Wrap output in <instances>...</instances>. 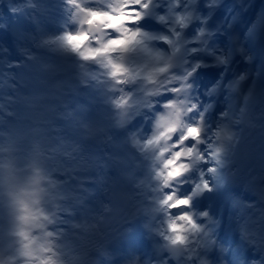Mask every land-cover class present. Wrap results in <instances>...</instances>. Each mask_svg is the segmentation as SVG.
Instances as JSON below:
<instances>
[{"label":"bare ground","instance_id":"6f19581e","mask_svg":"<svg viewBox=\"0 0 264 264\" xmlns=\"http://www.w3.org/2000/svg\"><path fill=\"white\" fill-rule=\"evenodd\" d=\"M63 1L0 0V264H101L105 253L110 257L107 264H121L114 255L120 250L121 233L134 215L137 200L147 190L155 198V201L147 203L151 211L145 228L151 237L149 246L157 249L155 254L158 256L165 254L167 264L175 260L179 264L192 263L189 259L183 261L182 254L189 249L188 255L192 256L194 248L199 251L200 257L192 264H203L204 261L206 264H264V193L254 188L259 189L258 177L243 178L244 190L240 192L243 202H240L234 214L225 210V220L221 219L222 210L218 208V193L206 191L202 186L203 181L198 184L199 178H193L191 172L172 183L159 180L149 170L150 165L146 164L143 169L133 166L140 156H136L124 142L116 151L117 156L122 157L121 163L115 166L116 163L106 159V168L97 176L104 183L110 182L105 186L106 193L101 190L95 192L94 182L75 181L69 184L70 176L75 171L80 177L94 176L93 165L95 158L99 157L94 144L101 140L100 132L95 133V129L109 127L103 121L90 120L91 117L100 118L93 116L95 112L88 111L90 106L101 102L103 104L97 106L105 114L101 119L111 122L120 119L121 114L111 101L121 98L120 102L127 105L142 99L145 91L151 87L148 81L155 75L151 70L163 61L165 55L161 56L154 49L153 55L140 54L130 58L124 50L126 43L122 45L121 37H118L120 47L110 48L115 57L103 63V66L110 67V71L92 69L90 48L86 46L77 53V42L63 35L69 30L85 31L82 24L94 8L85 6L84 0H69L67 4ZM28 8L31 10L28 11ZM240 16L247 20L246 15L240 13ZM251 25L252 20L236 44L243 49L239 56L238 53L232 56L236 69L254 40ZM19 26L24 28V32L15 41ZM155 27L150 23L146 30L153 33ZM257 31L260 29L257 28ZM122 32L123 36H127L125 31ZM51 37L55 38L49 39ZM23 53L28 55L29 62L23 58ZM15 60L24 64V81L20 84L19 80L15 83L10 76V67ZM126 60H140L145 65L137 70V76L142 77L138 85L135 82L127 85L121 79L120 68ZM112 76L120 81L115 82ZM90 78L95 81L87 82ZM85 82V89L80 90L79 85ZM19 85L27 86V89ZM104 87H107L105 91ZM4 101L7 102L2 107L1 102ZM199 111L205 114L202 109ZM10 114L14 115L13 119L8 117ZM70 115L75 119L67 121ZM82 120H90L92 127L88 128L91 132L85 127L81 128L84 125ZM258 120L260 123L264 121V111ZM106 131L116 140L121 137L117 129ZM259 141L264 142V137H260ZM144 147L150 148L149 143ZM233 153L236 154L235 150ZM64 154L78 158L69 160L63 158ZM144 155L155 156L151 153ZM168 156L173 158L179 155ZM232 157L235 167L225 174L226 177L251 172L248 166L244 168L241 160L250 155ZM84 158L87 159L85 163ZM63 160H66L65 164ZM182 162L192 171L205 164V161H196L191 156L178 160L177 165ZM151 166L162 172L155 161ZM258 167L262 168L261 165ZM186 177L196 184L190 186ZM254 179L252 183L250 180ZM137 182L140 185H136ZM176 183L184 184L177 186ZM172 185L176 192L180 191V196L188 198L194 206L189 210L183 209L179 214H172L170 209L163 208L158 216L161 209L157 206L159 201L175 194L165 191ZM160 189L164 191L163 194L158 192ZM205 193L208 194L205 196ZM242 198L239 197V200ZM102 201L106 206L102 207ZM63 208L74 212L71 219L60 214ZM201 208H204L203 212H208L207 217L203 216ZM44 213L46 215L41 216ZM185 213L191 217V221L183 218ZM83 221L86 228L81 233L69 223L80 224ZM221 225L224 226V234L216 237V230ZM172 227L175 232L168 236V229ZM157 232L163 233L161 240L154 237ZM175 237H182L183 245L175 244ZM185 237H189V241H185ZM245 239H249V245H243ZM214 245L219 247V253L210 257L206 251ZM134 252L145 256L144 264H151L156 259V255H150L146 248H137ZM124 262L131 263V259Z\"/></svg>","mask_w":264,"mask_h":264},{"label":"snow or ice","instance_id":"6c2138e0","mask_svg":"<svg viewBox=\"0 0 264 264\" xmlns=\"http://www.w3.org/2000/svg\"><path fill=\"white\" fill-rule=\"evenodd\" d=\"M136 8L135 12L138 13L139 12V7L138 6H134ZM11 11V10H10ZM109 14L108 13H100V12H90L89 13V19L86 21V23H89V25H94L100 22H103L104 18L107 17ZM130 23H138V20H131L129 21ZM109 29H111L113 27V25H108ZM74 37H66V39H73Z\"/></svg>","mask_w":264,"mask_h":264},{"label":"clouds","instance_id":"9594fccd","mask_svg":"<svg viewBox=\"0 0 264 264\" xmlns=\"http://www.w3.org/2000/svg\"><path fill=\"white\" fill-rule=\"evenodd\" d=\"M135 10H136V8H135L134 6L129 8V11H130V12L135 11ZM140 22L142 23L143 20H141ZM129 26H131V25H129ZM116 42H117V41H116L115 37H113V39L109 42V45H111V44H113V43H116ZM129 95L131 96V93H130ZM171 103H173V101H166L165 104L163 105V107H167V105H168V104H171ZM213 159L216 160L215 157H214ZM216 162L219 163L218 160H216ZM209 171H211V172H215V171H217V169H216L215 167H213V168L209 169ZM169 175H171V173H169ZM177 179H179V177H177ZM175 210H176L175 208L170 209V211H175ZM203 216L207 217V216H208V212L205 211V212L203 213Z\"/></svg>","mask_w":264,"mask_h":264}]
</instances>
